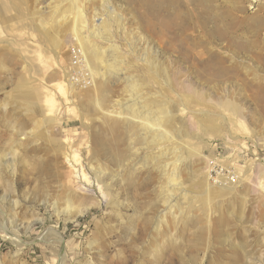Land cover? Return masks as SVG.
Masks as SVG:
<instances>
[{
    "label": "rangeland",
    "instance_id": "rangeland-1",
    "mask_svg": "<svg viewBox=\"0 0 264 264\" xmlns=\"http://www.w3.org/2000/svg\"><path fill=\"white\" fill-rule=\"evenodd\" d=\"M73 1L0 0V264H264L261 0ZM79 5L119 65L98 108L65 72ZM133 104L168 107L198 155L104 119Z\"/></svg>",
    "mask_w": 264,
    "mask_h": 264
},
{
    "label": "bare ground",
    "instance_id": "bare-ground-1",
    "mask_svg": "<svg viewBox=\"0 0 264 264\" xmlns=\"http://www.w3.org/2000/svg\"><path fill=\"white\" fill-rule=\"evenodd\" d=\"M75 2V3H74ZM258 1H256L257 3ZM73 3L75 5H73V7L75 6L76 7V0L73 1ZM72 3V4H73ZM82 4V3H81ZM78 6V4H77ZM80 7V5H79ZM77 7L75 8L76 10V13L74 14V22H72L70 24V26L72 25V29L70 30V35L72 37H74L73 39L74 40V43L77 42V46L80 48L84 58H85V64L83 67H86L89 72H90V79H91V83L90 85L93 86L94 88V95L96 96V98H94L95 96L93 97H90L89 95L85 96L88 100L89 103H91L92 106H94L95 108H98L99 105H100V99H102L106 94H107V91H108V85H107V81H106V76L108 75V73L110 71H112L115 67H119L116 66V64H114L113 62H111V64H109L107 62V57L106 58V54H108L109 52L106 53V50L105 49H102L100 48L101 46H98L97 43L92 40L90 38V32H88V30L86 29L87 26H86V18L84 16V13H83V8L82 7ZM82 8V9H81ZM258 10L260 11H263L264 12V0H261L260 3L258 4ZM260 14V13H259ZM258 14V15H259ZM262 15V14H261ZM104 22V21H103ZM107 24V23H106ZM104 24V25H106ZM109 24H107L108 26ZM105 27V26H104ZM102 29V33H98L95 37L96 38H102L104 40H109L108 38L110 37V34L108 32V29L106 30V28ZM95 29V28H94ZM99 32V31H98ZM93 33V32H92ZM104 33V34H103ZM94 34V33H93ZM58 37V36H57ZM94 37V36H93ZM105 42V41H104ZM76 44V43H75ZM110 46V45H109ZM112 46V45H111ZM110 46V47H111ZM109 47V48H110ZM115 48V46H112ZM111 47V48H112ZM104 48V47H103ZM108 49V48H107ZM112 50H115L113 51L114 53L116 52V48L115 49H110V52ZM55 51V50H54ZM108 51V50H107ZM120 52V51H119ZM117 51L116 54L119 53ZM110 54V53H109ZM113 54V53H112ZM115 54V55H116ZM115 55L113 54V56L115 57ZM111 56V55H110ZM113 58V57H112ZM116 58H119L118 56H116ZM107 59V60H106ZM119 59H122V58H119ZM114 60V59H113ZM122 62V61H120ZM119 62V63H120ZM123 64V63H122ZM123 66V65H122ZM112 69V70H111ZM122 70V69H121ZM112 73V72H111ZM72 84V83H71ZM74 85V84H73ZM90 86L89 84H86L85 86ZM137 85H140V84H137ZM141 87V86H140ZM260 87V86H259ZM70 95L71 97L74 96V94L76 93V90L77 88L73 87V86H70ZM131 91L133 92L132 94H134V92H136L137 94L140 93V89L138 86L134 85V86H131ZM137 94H134V95H137ZM139 96V95H138ZM137 96V97H138ZM136 97V96H135ZM93 98V99H92ZM151 102L150 101H147L146 104H150ZM153 104V103H152ZM134 105L133 104L132 106L130 105L125 111H119V110H112L110 111V114L112 116H108L109 114H107L104 119L106 121H109V119H120V117L124 114H126V116L129 115V117H131L134 121L138 120L136 123H138L137 125L141 126L143 128V130L145 132H149L150 133V138L152 139V143L156 144V145H161L162 142L165 143L167 145V147H173V146H177V145H181L183 147H185L188 143H191L190 142V138L188 136V133L184 131V135L181 137V140L180 142L177 141V138H178V135L177 133L179 132V130H176L175 129V117L174 115L171 113V111L168 109V107L162 105V104H158V105H155V110H153L154 112L150 111V112H145V113H142V111L138 112V111L134 108ZM143 108V107H142ZM141 108V109H142ZM140 109V110H141ZM229 110H231L232 112H234V115L236 116H239V114L236 113V109L235 107H228ZM100 111V109H99ZM125 121H129V118H124ZM127 119V120H126ZM132 121V122H133ZM236 121V120H235ZM130 123V122H129ZM135 123V122H134ZM236 123V122H235ZM188 146V145H187ZM156 147V146H155ZM165 147V146H164ZM161 148V147H160ZM186 148V147H185ZM169 149V148H168ZM167 149V150H168ZM175 149V148H174ZM185 152L182 153L180 151V154L182 153V155H179L178 158L176 159L175 163L180 161L182 162L183 158H185V163H187L188 160H190L192 157L194 156H197L198 155V150H197V147L194 146V145H189L187 147V150H184ZM177 154V153H176ZM185 154V155H183ZM159 156V155H158ZM165 156V155H164ZM183 164V165H184ZM173 165V164H172ZM187 165V164H186ZM177 166V165H176ZM179 168L180 167H177V168H173L174 170L172 171V175L171 176V179H170V182H176V180H178L180 178V174H179ZM236 174V173H235ZM98 176V175H97ZM83 177L85 178V180H87V182L89 183L90 180L89 178L87 177V175L84 173L83 174ZM227 179V178H226ZM234 179V178H233ZM232 179V180H233ZM259 179L261 181V185L264 187V175L261 176V174L259 175ZM229 180V179H228ZM231 180V179H230ZM223 184L221 185V187L219 188V191L220 193L218 192H214V189L213 188H208L206 189V200H207V197L209 195V198L211 196L213 197H216L217 194H220V196L222 195H231L232 192L234 191V185L235 183L233 182H228V181H223L222 182ZM178 184V183H177ZM179 185V184H178ZM210 185V184H209ZM181 186V185H180ZM216 191V190H215ZM205 202V200H204ZM207 203V202H206ZM99 204V203H98ZM204 204V203H203ZM208 206V205H207ZM1 225V224H0ZM11 225V224H10ZM2 226V225H1ZM10 227V226H9ZM3 228V226H2ZM10 233V232H9ZM57 239L59 240L58 236H57ZM16 241V240H15Z\"/></svg>",
    "mask_w": 264,
    "mask_h": 264
},
{
    "label": "built area",
    "instance_id": "built-area-1",
    "mask_svg": "<svg viewBox=\"0 0 264 264\" xmlns=\"http://www.w3.org/2000/svg\"><path fill=\"white\" fill-rule=\"evenodd\" d=\"M85 64V58L78 46H72L70 50V57L67 66V77L74 85H79L80 87H85L86 84L91 83L90 72L86 67H83ZM68 81V82H69Z\"/></svg>",
    "mask_w": 264,
    "mask_h": 264
}]
</instances>
